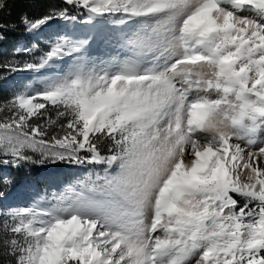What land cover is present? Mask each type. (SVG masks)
Returning <instances> with one entry per match:
<instances>
[{
    "label": "snow or ice",
    "instance_id": "obj_1",
    "mask_svg": "<svg viewBox=\"0 0 264 264\" xmlns=\"http://www.w3.org/2000/svg\"><path fill=\"white\" fill-rule=\"evenodd\" d=\"M63 3L20 18L89 27L12 67L46 75L0 102V169L87 171L0 211V264H264V0Z\"/></svg>",
    "mask_w": 264,
    "mask_h": 264
},
{
    "label": "rangeland",
    "instance_id": "obj_2",
    "mask_svg": "<svg viewBox=\"0 0 264 264\" xmlns=\"http://www.w3.org/2000/svg\"><path fill=\"white\" fill-rule=\"evenodd\" d=\"M70 11V14H76V10L71 7ZM83 19V16H79L78 22L75 25L64 20L53 19L52 21H57L62 28L60 27L56 31H43L40 33L25 32V36L28 37L29 41L18 42L14 46V51L16 52L17 48H31L33 44H36L38 46L36 50L38 56L34 59L38 61V58L47 50L51 41L58 35L68 33L72 36H81L85 34L89 26L79 22ZM107 30L103 26L97 29L101 33ZM92 52L93 54L107 56L109 54H115V49L112 45L94 44ZM44 75L46 73L43 71L40 73L21 71L13 75V79L9 82V85H11V82L15 83L16 89L14 88L13 91L15 90L16 92L22 89L24 85L32 82L36 78H42ZM261 138L264 139V137ZM86 171V168L77 169L74 166L67 165L26 166V168L20 169H0V177L6 176L11 180L13 178L19 179V184L10 188V194L5 198H0V211L12 207L30 206L38 195L43 196L47 194L51 196L53 193L59 194L65 190L67 185L74 183L76 178L82 179Z\"/></svg>",
    "mask_w": 264,
    "mask_h": 264
},
{
    "label": "trees",
    "instance_id": "obj_3",
    "mask_svg": "<svg viewBox=\"0 0 264 264\" xmlns=\"http://www.w3.org/2000/svg\"><path fill=\"white\" fill-rule=\"evenodd\" d=\"M64 8L71 12L70 6L65 5L63 0H16L11 9V15L8 17L14 25V30L7 32L5 34L6 39L0 43V102L9 100L15 92L13 89L16 84L11 82L9 85V82L12 81L13 75L21 72V70L12 71V67L21 69L25 61H35L34 58L38 56L37 51L32 54L14 51V46L18 42L29 41L28 37L25 36L23 27L19 24L20 18L26 16L30 20H35ZM13 181L14 183L10 188L19 184V179L13 178Z\"/></svg>",
    "mask_w": 264,
    "mask_h": 264
},
{
    "label": "bare ground",
    "instance_id": "obj_4",
    "mask_svg": "<svg viewBox=\"0 0 264 264\" xmlns=\"http://www.w3.org/2000/svg\"><path fill=\"white\" fill-rule=\"evenodd\" d=\"M60 27L61 26L58 24L57 21H50L49 24L45 25L40 31H38L36 33H40V32H43V31H56Z\"/></svg>",
    "mask_w": 264,
    "mask_h": 264
}]
</instances>
